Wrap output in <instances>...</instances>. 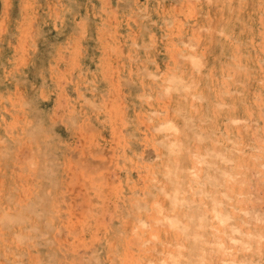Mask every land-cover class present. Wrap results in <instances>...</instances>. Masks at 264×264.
I'll use <instances>...</instances> for the list:
<instances>
[{
	"label": "rangeland",
	"instance_id": "rangeland-1",
	"mask_svg": "<svg viewBox=\"0 0 264 264\" xmlns=\"http://www.w3.org/2000/svg\"><path fill=\"white\" fill-rule=\"evenodd\" d=\"M0 152V264H264V0H0Z\"/></svg>",
	"mask_w": 264,
	"mask_h": 264
},
{
	"label": "bare ground",
	"instance_id": "bare-ground-1",
	"mask_svg": "<svg viewBox=\"0 0 264 264\" xmlns=\"http://www.w3.org/2000/svg\"><path fill=\"white\" fill-rule=\"evenodd\" d=\"M263 17V16H262ZM260 23H263L262 21H261V18H260V21H259ZM193 57V56H192ZM191 57V58H192ZM148 72V71H147ZM174 75V74H173ZM179 77V76H178ZM180 78V77H179ZM189 84V83H188ZM193 84V83H192ZM195 86V85H194ZM194 89V88H193ZM185 90V89H184ZM191 90V89H190ZM185 93V92H184ZM166 123V122H165ZM168 124V123H167ZM159 129V128H158ZM173 130V129H172ZM175 131V130H174ZM177 133V132H176ZM173 136V135H172ZM176 137V136H175ZM168 139V138H167ZM176 139L174 138V141H175ZM180 142V141H179ZM177 143V142H176ZM181 145V144H180ZM187 147V146H186ZM1 153V152H0ZM194 156V155H193ZM173 158V157H172ZM189 158V157H188ZM168 159V158H167ZM174 160V159H173ZM174 163L173 164H175V162L176 163H178V161H173ZM82 163H84L83 161H82ZM86 164V163H85ZM84 165V164H83ZM178 165V164H177ZM176 165V166H177ZM86 167V166H85ZM88 167V166H87ZM87 167H86V169H87ZM90 167H91V165H90ZM86 169H85V172H86ZM166 169V168H165ZM84 170V169H83ZM88 170V169H87ZM170 170V169H169ZM174 171V170H173ZM172 172V171H171ZM179 172V171H178ZM177 176V175H176ZM177 178V177H176ZM175 180V179H174ZM180 180V179H179ZM175 182V181H174ZM176 187V186H175ZM177 188V187H176ZM176 190V189H175ZM177 190H179L178 188H177ZM179 195V194H178ZM173 196H175V195H173ZM179 201V200H178ZM160 209V208H159ZM175 210H177L176 208H175ZM164 213V212H163ZM177 216V214L175 215V217ZM168 219V218H167ZM222 223V222H221ZM200 225H202V224H200ZM189 227V226H188ZM196 230V229H195ZM193 233V232H192ZM251 236V235H250ZM263 238V237H262ZM262 238H260V239H262ZM256 241V240H255ZM257 242V241H256ZM134 245V244H133ZM140 246V245H139ZM136 247V246H135ZM241 248H242V245H241ZM249 248V247H248ZM219 249V248H218ZM140 250V249H139ZM141 251V250H140ZM141 253V252H140ZM173 258V257H172ZM183 258V257H182ZM194 262V261H193ZM148 263V262H147ZM149 264V263H148ZM197 264V263H196Z\"/></svg>",
	"mask_w": 264,
	"mask_h": 264
}]
</instances>
